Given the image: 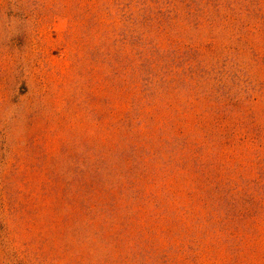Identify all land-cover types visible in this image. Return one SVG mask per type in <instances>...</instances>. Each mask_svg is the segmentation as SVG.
I'll return each instance as SVG.
<instances>
[{
    "label": "trees",
    "instance_id": "1",
    "mask_svg": "<svg viewBox=\"0 0 264 264\" xmlns=\"http://www.w3.org/2000/svg\"><path fill=\"white\" fill-rule=\"evenodd\" d=\"M105 9L104 136L88 157L74 145L73 168L0 170L2 186L35 185L47 198L32 233L18 193L6 194L15 206L0 236L6 256L264 264V0Z\"/></svg>",
    "mask_w": 264,
    "mask_h": 264
},
{
    "label": "rangeland",
    "instance_id": "2",
    "mask_svg": "<svg viewBox=\"0 0 264 264\" xmlns=\"http://www.w3.org/2000/svg\"><path fill=\"white\" fill-rule=\"evenodd\" d=\"M105 2L0 0V170L73 168L66 157L77 142L88 157L102 140ZM261 24L264 36V16ZM10 191L27 208V230L41 232L47 198L39 188L0 183V236L14 213ZM0 264H15L1 240Z\"/></svg>",
    "mask_w": 264,
    "mask_h": 264
}]
</instances>
